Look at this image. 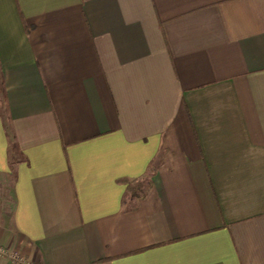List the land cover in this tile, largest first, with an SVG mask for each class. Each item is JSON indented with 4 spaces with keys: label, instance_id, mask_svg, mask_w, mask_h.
I'll return each instance as SVG.
<instances>
[{
    "label": "crops",
    "instance_id": "0c3cea01",
    "mask_svg": "<svg viewBox=\"0 0 264 264\" xmlns=\"http://www.w3.org/2000/svg\"><path fill=\"white\" fill-rule=\"evenodd\" d=\"M0 245L264 264V0H0Z\"/></svg>",
    "mask_w": 264,
    "mask_h": 264
},
{
    "label": "built area",
    "instance_id": "2783aa9c",
    "mask_svg": "<svg viewBox=\"0 0 264 264\" xmlns=\"http://www.w3.org/2000/svg\"><path fill=\"white\" fill-rule=\"evenodd\" d=\"M0 258L5 259L10 264H35L17 251L7 249L0 245Z\"/></svg>",
    "mask_w": 264,
    "mask_h": 264
},
{
    "label": "rangeland",
    "instance_id": "374dc122",
    "mask_svg": "<svg viewBox=\"0 0 264 264\" xmlns=\"http://www.w3.org/2000/svg\"><path fill=\"white\" fill-rule=\"evenodd\" d=\"M134 186H135L136 188L138 187V186H137V184H136V185H134ZM134 186H132V187H134Z\"/></svg>",
    "mask_w": 264,
    "mask_h": 264
},
{
    "label": "trees",
    "instance_id": "16d2710c",
    "mask_svg": "<svg viewBox=\"0 0 264 264\" xmlns=\"http://www.w3.org/2000/svg\"><path fill=\"white\" fill-rule=\"evenodd\" d=\"M129 189H130V187H129Z\"/></svg>",
    "mask_w": 264,
    "mask_h": 264
}]
</instances>
